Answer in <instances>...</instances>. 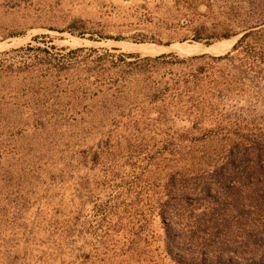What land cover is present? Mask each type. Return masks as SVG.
<instances>
[{"label": "rangeland", "instance_id": "obj_1", "mask_svg": "<svg viewBox=\"0 0 264 264\" xmlns=\"http://www.w3.org/2000/svg\"><path fill=\"white\" fill-rule=\"evenodd\" d=\"M0 264H264V0H0Z\"/></svg>", "mask_w": 264, "mask_h": 264}, {"label": "crops", "instance_id": "obj_2", "mask_svg": "<svg viewBox=\"0 0 264 264\" xmlns=\"http://www.w3.org/2000/svg\"><path fill=\"white\" fill-rule=\"evenodd\" d=\"M82 220H85V223H86V224H89V223H90V220H89V217H88V216H86L85 218H81L80 221H82ZM84 236H85V235H84Z\"/></svg>", "mask_w": 264, "mask_h": 264}]
</instances>
